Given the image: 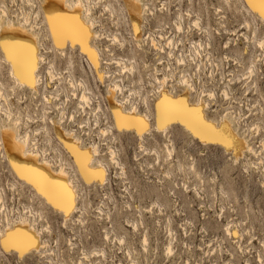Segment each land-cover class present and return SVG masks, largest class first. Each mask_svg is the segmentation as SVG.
Instances as JSON below:
<instances>
[{
    "label": "rangeland",
    "instance_id": "rangeland-1",
    "mask_svg": "<svg viewBox=\"0 0 264 264\" xmlns=\"http://www.w3.org/2000/svg\"><path fill=\"white\" fill-rule=\"evenodd\" d=\"M84 1L99 34L91 40L101 53L97 68L77 45L68 43L61 52L49 32L43 0H0V10L3 7L12 21L23 20L28 11L38 16L32 22H36L44 58L38 68L42 85L35 92L13 81L0 50V126L7 122L1 109L17 113L22 132L28 130L36 143L33 147L54 162L62 159L73 169L80 188L77 210L65 220L16 176L0 149V201L4 200L0 229L24 216L36 219L48 246L41 248L43 256L38 252L26 255V264H264V21L247 12L242 0H144L150 11L144 14L141 33L145 40L140 41L134 37L125 0ZM110 4L113 13L108 10ZM246 21L249 28L243 26ZM177 22L182 29H177ZM150 37L158 46L151 44ZM178 56L184 61L178 62ZM129 57L134 58L133 67L127 63L131 69L122 72L113 58ZM251 61L255 75L245 78ZM49 64L56 69L57 79L49 76ZM71 67L76 84L82 79L91 91L85 111L79 102L80 84L77 96L69 91L67 70ZM164 74L169 75L165 89L174 96L193 103L203 96L207 118L219 125L225 113L233 111L238 131L260 152L236 160L223 147L200 143L182 124L157 131L153 103L157 92L150 82L159 86ZM186 74L194 89L183 94L186 90L178 80ZM117 80L123 90H116L119 99L116 94L114 98H126V109L140 103L136 107L144 111L138 93L131 92L139 86L147 100L151 131L142 142L144 151L136 133L119 131L114 124L107 95ZM202 90L207 92L202 95ZM43 92L53 97L46 101ZM208 92L214 95L207 96ZM226 92L228 97L222 94ZM61 107L66 108L65 115ZM69 116H74L71 122ZM257 121L259 130L251 129L259 132L255 134L250 128ZM55 122L74 129L86 146L98 145L94 162L105 165V183L85 181L58 137ZM166 146L173 148L170 157ZM111 149L117 159L113 160ZM0 264L21 261L0 245Z\"/></svg>",
    "mask_w": 264,
    "mask_h": 264
},
{
    "label": "bare ground",
    "instance_id": "bare-ground-1",
    "mask_svg": "<svg viewBox=\"0 0 264 264\" xmlns=\"http://www.w3.org/2000/svg\"><path fill=\"white\" fill-rule=\"evenodd\" d=\"M29 1L31 2V0H29ZM242 1H243L242 5L247 12H250V11L254 12L256 15H258L259 18H261L264 21V17H262L260 15L259 11L254 9L251 6L250 0H242ZM31 4H33V3H31ZM107 5H109V4H107ZM147 5L148 4H146L144 0H125V6L127 7L128 11H129L132 29L134 30V32H133L134 37L140 41L145 40V39H143L144 34L142 35L141 32H142V25L144 22V14L147 11H150L149 7ZM42 6H43L45 19H46L47 26L49 28V32L51 34V37H52L53 41L55 42V44L58 46V48L60 50H62L61 52L64 53L63 51L65 50L66 45L68 43H71V45H77L82 50L81 54L86 56L88 61L93 66H95V68L100 66L99 61L102 59L101 53H100L99 49L91 43V40L93 38H98L99 34L94 31V27L96 26V23H95V21H93L90 18V13H91L90 8L87 6L85 1L84 0H43ZM105 7H107V6L105 5ZM110 7H111V9H108V8L107 9L112 11L111 13H113L114 9L112 8L111 4H110ZM33 16L34 15H32V13L28 11V12H25L23 20L21 19L19 21H12L9 18L7 11L3 7L1 8V10H0V50L4 55V61L9 67L10 77L13 79V81L20 84L21 86H27L28 88L37 92V91H39L38 86H39V84H40V86L42 85L41 83L43 80L41 72H39V74H38V68H39L40 64L44 62V58H43L42 53L40 52V46H39V44H40V37L39 36L40 35L35 30V23L36 22L35 21L32 22V18H34L36 15L34 17ZM55 16L78 17L79 21L82 22L84 25H86L87 28L90 30V33H91L90 38H88L86 40V43H81L80 40H77L75 43H73V41L70 37L66 41H64L63 44L58 43L57 39H56V34L53 31L52 21L50 19L51 17H55ZM36 17H38V16H36ZM196 19H198V18H196ZM178 24H177L178 25L177 29L179 27L181 28L180 23H178ZM250 25H249V22L246 21L243 26H245L246 28H249ZM180 28L178 30H180ZM253 35H254V32H253ZM254 38H256V37L254 36ZM113 39H116L115 36L113 37ZM117 39H116V41H117ZM246 39H247V37H246ZM5 41L19 42V43L25 45L27 48L35 49V57H36L37 63H36L35 69L31 73V77L29 80H22L18 76V74L15 70V65L13 64L12 60L9 58L8 54L4 50L3 43ZM261 41H262V38H261ZM261 41H259V39H258V44L260 42L259 45H261V43H263ZM170 42L171 41L169 40V44H170ZM119 43H120V41H119ZM151 44L153 46H158L156 40L154 42L153 38H151ZM261 46L263 47V44ZM160 48L163 49V47H160ZM72 49H74V48H72ZM93 53L95 54V58L93 56ZM181 56H178V58H177L178 62L184 61V59ZM113 59H115V63L117 65L121 66L122 72L125 70V68L126 69L128 68V67H126L127 63H129V64L131 63L132 67H133L132 62H134V60H133L134 58L132 59V57H131V59H130V57H129V59L128 58H113ZM238 63H240V62H238ZM182 64H184V62ZM49 65H51V66H47L48 67L47 70H48V73L50 74L49 76L52 79V78L56 77L58 75V73L55 72L56 69H54V68L52 69V64H49ZM254 66H255L254 61L249 62V64L245 68L246 72H244V75H243V76L246 75L245 78L247 77L248 74H249L248 76H250L251 78H252L251 75H255ZM71 69H72V67L68 68V70H67V72H68L67 81L69 82V85L71 88L69 91L73 92V96H77L78 95V93L76 92L77 84H80L79 85V88H80L79 93L81 92V94L79 96L80 101L79 100L78 101L81 102L82 109H83L84 105L85 106L90 105V102H91L90 101V99H91L90 93H91V91H90V88L87 87V85L85 84V82L82 79H80L78 81V83L76 84V81L74 79L75 77L72 74ZM131 71H133V70H131ZM168 76L169 75L164 74L163 77L161 79H159V81H160L159 86L157 85V83H154L155 81L150 82L151 85L153 84L152 88L154 89V91L157 92L156 95L153 94V95H155L154 96L155 99H154L153 103L156 101V104H155V117H156L155 129L157 131L167 130V128L170 127L173 123H175V124L179 123V124H182L184 126L183 128H185L186 132L188 131V133L193 138L198 139L200 143H202L204 145L209 144V142L201 140L195 133H193L191 131V129L186 124H184L178 120L173 121L172 123L168 124L163 130H161L160 121H159L158 105H159L160 101L163 100L164 96L166 95L168 98H170L172 100H185L187 102V104L189 105V107H202L205 120L207 122L213 124L217 129L222 130L224 132V134L231 140V143H232L231 147H228L223 143L215 144V145L223 147L226 152H230V153L232 152L236 160L243 158V156L246 153L257 154L260 152L259 150L255 149L254 146L251 145L247 135L240 133L238 131L239 122H238L236 116L234 115L233 111H227L226 110L227 112L222 117V119L220 121V125H219V123H216L213 120H210L209 118H207L205 112H206V108H208V103L206 100H204L202 98L203 96L197 102L193 103L192 101L189 100V98L174 96L168 89H165L166 82H167L166 79H169ZM250 77L248 78V80L250 79ZM32 78H34V86H33L32 82H30ZM56 79H57V77H56ZM102 80L103 79H101V81ZM113 81H115V80H113ZM117 81L114 82V84L112 86L108 87V95H107V98L109 99L108 100L109 101L108 102L109 109H110L111 114L113 116L114 124L119 131H122V132L130 131V132L136 133L137 136L139 137V139L141 140V142H139L140 143L139 145L142 148V147H144L142 142L146 138L145 134L147 135L151 131V118H150L151 112H150L149 108L147 107V104H148V103H146L147 100L143 98L144 97L143 95H141V91H140L141 87L139 86V88L137 90H134L131 92L138 93L137 96L139 98H141L142 103L144 104L143 105L144 111H140L137 109L136 106L140 105V103L137 105H136V103L131 104V106L132 105H136V106H134L130 109H126V107L124 106V102L125 101L127 102L126 98L120 99V100L125 99L124 101H120V100H117L116 98H114L115 94L117 97L118 92H122V90H123V87L121 86L120 81H118V82ZM118 83H120V84H118ZM171 83H172V81H171ZM178 83L181 84V86H184V89L186 90L185 92H183V94L188 93L189 91L194 89V86L192 83H190V79L187 77V74L183 75L178 80ZM45 86H44V88H45ZM168 86H169V83H168ZM171 86H172V84H170V88H171ZM57 90L59 91L61 89L57 88ZM116 90L118 91L117 93H116ZM203 91L204 90H202V95L205 92V91L204 92ZM56 93L59 94L58 92H56ZM119 94H121V93H119ZM207 94H208L207 96H210V97H212L214 95L212 93L210 94L209 92ZM222 94L224 96H227V97L229 96V95H227V92L222 93ZM42 95H43L42 96L43 99H45L46 101L50 100L53 97L52 94L48 95L45 92H43ZM50 96H52V97H50ZM65 97L67 98L69 96H65ZM156 98H157V100H156ZM6 101H7V99H6ZM65 101H66V99H65ZM64 102H59V103L64 104ZM61 106H62V104H61ZM64 107L60 108L61 114L66 113V111H65L66 108H64ZM98 107H100L99 104H98ZM48 110H46V111H48ZM83 110H82V112H83ZM1 111L7 118V122L5 124H3L2 126H0V149L3 152V158H5L6 161L9 163L10 168L15 172L16 176L21 181H23L25 184L29 185L32 189H34L36 191V193L45 201L46 204L51 206L55 211H58L59 213H61L64 216L65 220L70 219L72 214L77 210L76 203H77L78 198L80 197V188H79V184H78L77 179L74 178V176H76V175L73 172V169L70 166L65 165V163H63L62 159H59V161H57L58 163L54 162L53 160H51L47 156H45V152L42 153L37 148L33 147L34 145L36 146V143L33 142V138H31V133L28 130H26L25 132H22L21 118L17 113H13V111L11 109H9V110H2L1 109ZM118 112L121 113L123 116L134 117L139 121H143L144 123H143V125L132 126V127H129L126 124L123 128H121L119 126L118 121H117V115L116 114ZM94 113H95V111H94ZM95 114H98V113L96 112ZM70 115H73V114H70ZM43 117L45 118L44 115H43ZM29 118L30 117H28V120H29ZM44 118L42 119V121H45ZM68 118H70V120L69 119L68 120L71 122L74 119V116H69ZM97 121H98V119H97ZM50 122H52V121H50ZM79 122H81V121H79ZM54 124H55V126H58V127H55L56 128L55 131H56L58 137L61 138V141H63V145L68 150V152L72 155V158L74 159L77 170L81 174V176L85 179V181L89 182V183H90V181L92 183L93 182L100 183V184L105 183V181L108 178L107 177L108 173H107V170L105 168V165H103L102 162H99V161H97V163L94 162L95 157L97 155H99L98 145L89 144L88 146H86L87 144L86 145L83 144V141L81 140V138H79L77 135L74 134V132H73L74 129L73 130H70L69 128L65 129L62 127V125L59 122L58 123L55 122ZM144 125H146V127ZM251 125H252L251 128L248 127V128H250V131H252V130L258 131L259 127L261 126V123H260V121H257ZM45 127H46V125H45ZM109 128H111V126ZM109 128L108 129L105 128V131L110 130ZM44 129L46 130V128H44ZM255 131H252V132L255 133ZM45 133H47V132L45 131ZM258 133L259 132H256L255 134H258ZM263 144L264 143H261L262 150H264ZM74 149H75V151H74ZM143 149L144 148H142V150ZM145 151H147V150H145ZM166 151L170 157L172 155L173 148L166 146ZM78 153L80 155H78ZM84 153L88 154L87 159L84 158V156H83ZM111 153H112L111 156H112L113 160L117 159L116 157L114 158V156H117V155H115V151L111 149ZM20 170H24L26 172H27V170H35L36 173L43 174V176H46L49 180L59 182L61 184H67V186L75 194L74 207H73L71 213L65 214L63 211H60V210L54 208L52 205H50L47 201V198L40 192V190L37 188L35 183H30L28 180L21 178ZM100 172L103 173L102 176L99 174ZM262 185H264V184L262 183ZM0 199L2 200V197H0ZM3 201H0L1 206H4ZM160 212H162V211H160ZM35 220H34V218L30 219L28 216H24V217H21L19 220L13 221L11 224L8 223L7 225L3 226L0 229V245H1V248H3V250H5V252H7V253H13L14 252L19 256V253L15 249H13L12 251L6 250L4 248L2 240L6 236V234L9 233L10 231L27 232V233L32 234L35 237V240L39 244L38 247H34L28 254H30L31 252H38L41 255L42 254L45 255L44 254L45 251L41 250V248H46L48 246L47 241L45 239H43V237L41 236L42 230L39 229L38 226L35 225V223H36ZM79 221H83L81 217L79 218ZM47 230H48V228H47ZM227 230H228V232H230L229 228ZM233 233H234V231H233ZM144 241H146V239ZM70 245L73 246V242H70ZM19 258H20V256H19ZM49 258H50L49 260H51V262H52L51 257H49ZM80 263L82 264V262H80ZM60 264H64V263H60Z\"/></svg>",
    "mask_w": 264,
    "mask_h": 264
},
{
    "label": "snow or ice",
    "instance_id": "snow-or-ice-1",
    "mask_svg": "<svg viewBox=\"0 0 264 264\" xmlns=\"http://www.w3.org/2000/svg\"><path fill=\"white\" fill-rule=\"evenodd\" d=\"M250 3L264 17V0H250ZM50 19L57 42L60 44H63L69 37L73 43L77 40H80L81 43H86V40L90 38V30L79 21L78 17L55 16ZM3 47L15 65L18 76L22 80H29L37 63L35 49L27 48L19 42L10 41H5ZM93 56L95 58L94 53ZM30 82L34 86V78ZM158 111L161 130L173 121L178 120L186 124L203 141L213 144L223 143L228 147L232 146L231 140L222 130L217 129L213 124L205 120L202 107H189L185 100H172L165 95L158 105ZM116 115L121 128L126 124L132 127L140 126L144 123L134 117L123 116L119 112ZM144 126L146 127V125ZM78 155L80 154L78 153ZM87 155V153L83 154L85 159H87ZM99 174L103 175L102 172ZM20 176L30 183H35L40 192L47 198L48 203L54 208L63 211L65 214L71 213L74 207L75 194L67 184L49 180L43 174L36 173L35 170H27V172L20 170ZM2 243L6 250L12 251L15 249L19 253L21 264H26V255L34 247L39 246L32 234L20 231H10L3 238Z\"/></svg>",
    "mask_w": 264,
    "mask_h": 264
},
{
    "label": "built area",
    "instance_id": "built-area-1",
    "mask_svg": "<svg viewBox=\"0 0 264 264\" xmlns=\"http://www.w3.org/2000/svg\"><path fill=\"white\" fill-rule=\"evenodd\" d=\"M86 57V56H85ZM86 59H87V57H86ZM88 60V59H87ZM89 62V61H88ZM90 63V62H89Z\"/></svg>",
    "mask_w": 264,
    "mask_h": 264
}]
</instances>
